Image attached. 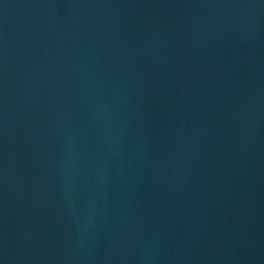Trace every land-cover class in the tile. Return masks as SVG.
Wrapping results in <instances>:
<instances>
[{
  "label": "water",
  "instance_id": "water-1",
  "mask_svg": "<svg viewBox=\"0 0 264 264\" xmlns=\"http://www.w3.org/2000/svg\"><path fill=\"white\" fill-rule=\"evenodd\" d=\"M0 264H264V0H0Z\"/></svg>",
  "mask_w": 264,
  "mask_h": 264
}]
</instances>
